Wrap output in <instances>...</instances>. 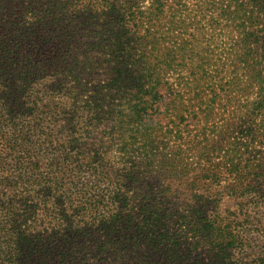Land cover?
Here are the masks:
<instances>
[{
	"label": "trees",
	"instance_id": "16d2710c",
	"mask_svg": "<svg viewBox=\"0 0 264 264\" xmlns=\"http://www.w3.org/2000/svg\"><path fill=\"white\" fill-rule=\"evenodd\" d=\"M0 194V264H264V0H0Z\"/></svg>",
	"mask_w": 264,
	"mask_h": 264
},
{
	"label": "rangeland",
	"instance_id": "374dc122",
	"mask_svg": "<svg viewBox=\"0 0 264 264\" xmlns=\"http://www.w3.org/2000/svg\"><path fill=\"white\" fill-rule=\"evenodd\" d=\"M171 118H172V116L171 117H168V116L165 117V120H166L165 125H169L170 126V122H171L170 119ZM195 124L196 123H194L193 121L188 120V122L185 125L183 124L180 129L176 130V131H181V134H180L179 138H177L175 140L169 139V141H166L163 144H161L162 141H160L159 142V146L167 148V153H168V151H170L172 147L176 146V143L177 144H179V143L185 144V143L189 142L187 140H190V138H193V137H196V136H200L201 137V135L203 133H206V132L209 133L210 130H208L206 128H202L198 124H196V125ZM92 125H93L94 129L100 131V128H101L100 125H96L95 123H93ZM174 127L175 126H171L169 128L168 132L170 130H172V128H174ZM219 127H220V125H219ZM182 137H183V139H182ZM184 137L186 138V140H184ZM184 148L186 149V147H184ZM224 149L226 150V152H230L231 149H233V147H232V145H230V143H227ZM191 157L192 156H189V155L184 156V159H185L184 161L188 160L186 162V164H191V165L195 166V164L198 163V161L191 159ZM213 160L215 161V164H217L219 162L218 158H213ZM220 160H221V157H220ZM195 168L198 169L199 167L195 166ZM219 170H221V168ZM226 177L224 178V176H223L220 185L219 186L215 185V187L221 188V189L225 188L227 190H229V188H231V187H234L233 186L234 185L233 179H231V178L227 179ZM164 182H166V181L164 180ZM156 183H158V181H156ZM162 184H164V183H161L160 186H165V185H162ZM221 189H219V190H221ZM1 194H0V197H1ZM3 199L4 198H0V200H3ZM220 209H221L222 214L224 215L225 211H227V210H229L231 213L238 211L239 207L237 205H235V201L234 200H232V199H230L228 197H225V198H223V200H222V202L220 204ZM245 209H246V207H245Z\"/></svg>",
	"mask_w": 264,
	"mask_h": 264
}]
</instances>
